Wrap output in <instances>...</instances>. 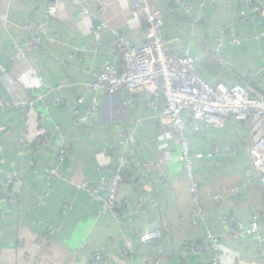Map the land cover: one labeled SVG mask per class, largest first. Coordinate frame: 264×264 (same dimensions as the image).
Returning a JSON list of instances; mask_svg holds the SVG:
<instances>
[{
	"label": "crops",
	"instance_id": "obj_1",
	"mask_svg": "<svg viewBox=\"0 0 264 264\" xmlns=\"http://www.w3.org/2000/svg\"><path fill=\"white\" fill-rule=\"evenodd\" d=\"M187 1L192 9L189 15L175 0H149L164 14L166 37L177 41L180 51H189L199 60L201 76L207 83H241L264 97V38H258L264 33V0H255L262 14L248 23L240 21L244 0H215L213 4L208 0ZM53 5V0H0V99H32L50 87L67 86L62 92L64 105H55L51 96L45 97L49 112L43 104L31 117L17 108L0 110V264H92L97 253L104 256V264H155L158 259L160 264H211V255H196L193 246L205 243L208 232L226 231L225 216H234L250 227L256 213L261 215L258 223L263 241L250 237L225 242L222 264H264V188L246 177L252 165L248 129L233 117L224 127L208 128L200 134L189 126L193 154H207L215 145L219 147L217 156L195 164L207 219L193 224L190 218L196 208L183 164L172 140L162 134V105L159 110L149 109L146 95L131 97L126 90L113 95L102 92L96 120L85 129L76 124L70 107L83 98L81 114L85 115L93 94L82 85L94 82L105 63L124 69L113 50L111 28L142 46L148 25L133 20L131 0H89L90 21L84 20L79 7L69 1L61 4L57 17L50 18L47 13ZM245 10L249 12L247 7ZM197 16H202L201 23L194 22ZM102 21L108 22L110 29L97 44L91 29ZM29 25L45 28L43 46L18 58L17 48L26 45ZM225 27L234 29L243 44L228 45L215 57L212 52ZM223 39L230 41L229 36ZM12 57L17 59L12 61ZM31 65H38L44 78L40 90L37 78L30 73ZM251 74L256 76L252 83L248 81ZM129 99L134 102L132 108L125 105ZM190 115L185 112L187 118ZM128 137L135 143H127ZM62 139L70 144L71 154L59 163ZM123 155L140 164L124 171L120 196L130 200V216L117 221L112 215H103V203L77 190L75 184L91 182L93 189H99L102 176L110 178ZM147 163L160 167L151 169L147 176ZM52 170L59 178L51 179L48 187ZM9 173L21 178L15 205L3 201ZM100 194L105 197L106 192L100 190ZM219 194L222 201L215 199ZM140 198L146 199L144 207L139 205ZM42 201L46 204L41 205ZM49 226L54 230L52 236L47 235ZM137 229L142 233L163 230L165 237L144 245L134 233ZM125 241L135 246L132 259L121 251ZM161 248L165 249L163 254Z\"/></svg>",
	"mask_w": 264,
	"mask_h": 264
},
{
	"label": "built area",
	"instance_id": "obj_2",
	"mask_svg": "<svg viewBox=\"0 0 264 264\" xmlns=\"http://www.w3.org/2000/svg\"><path fill=\"white\" fill-rule=\"evenodd\" d=\"M54 5L48 10V17H57L59 7L64 1H69L79 7L84 20H91L93 14L89 9V0H53ZM211 4L215 0H208ZM175 3L184 13L191 14L192 9L187 0H175ZM249 9V12L245 10ZM132 18L137 23L144 21L148 25V33L142 46L133 44L125 38L122 33L111 28L115 35L113 45L114 53L124 63V69L120 70L110 63L97 72L96 80L92 83L83 84V88L93 94L92 102L85 106V115L81 114V108L85 105V100L79 98L72 104L71 110L74 114L76 124L81 129H85L90 123L96 120V114L99 108L98 95L102 92L113 95L126 90L131 97L136 95H146V107L159 110L160 126L162 134L172 140L173 146L177 151L178 159L183 164L186 178L189 182V191L192 202L195 205V212L190 220L193 224L205 222L207 213L203 206L200 193V185L195 176V164L197 161L205 158H214L219 154V147L214 146L211 151L205 153H192L190 140L188 137L189 126L193 128L195 134H200L208 128L220 129L224 127L231 117L238 125L246 127L249 131L248 151L252 158V165L246 170V177L250 183H258L264 188V97L254 94L247 86L236 83L226 85L223 82L207 83L201 76L199 60L190 54L189 51H180L179 43L175 40H169L164 32L165 17L161 9L150 4L149 0H131ZM262 14V8L256 4L255 0H244L240 10V21L248 23ZM203 21L202 16L194 19L196 24ZM110 29L106 21L100 22L97 28L91 31L96 38V43L100 44L103 40L104 32ZM29 38L24 47H18L19 57L26 56L27 52L36 51L42 48L45 36V28L40 25L27 26ZM221 37L218 40L213 55L219 57L222 51L228 46L239 47L243 40L231 27H225L220 30ZM224 36H229L230 41L226 43ZM258 38H264L261 33ZM12 57L11 60H16ZM30 73L37 78V88H43L44 78L40 74L38 65H31ZM256 76H248L250 83L254 82ZM67 86L59 84L50 87L46 93H37L34 98L27 96L15 98L13 100L0 99V110L7 108H17L26 116L31 117L37 111L39 105L43 104L45 111H50V106L44 103L46 96H51L55 105H64L65 100L62 96L63 90ZM133 100L129 99L125 103L127 108L133 107ZM190 112V118L185 116V112ZM42 134V133H40ZM45 142H49L46 140ZM21 143H25V137ZM127 143L134 144L135 139L128 137ZM71 154V146L64 139L59 142L57 159L59 163H64ZM140 162L129 155H123L118 158L111 177L102 176L99 189H93L91 182L75 184L77 190L85 191L92 199L102 202V214L112 215L115 220L120 221L125 216H130L128 208L130 200L123 199L120 196V189L124 183V171L131 165L138 166ZM160 165L156 163L145 164L146 175L153 168L159 169ZM102 172V168L98 169ZM53 178H59L56 170L48 174V187ZM20 175L9 173L4 182L3 201L9 205L17 203V188L20 184ZM100 190L106 192L105 197L100 194ZM50 195V188L47 189V196ZM217 201L223 200V195L215 196ZM42 201L41 205H45ZM139 205L144 207L146 199L140 198ZM260 214L256 213L254 221L250 227L244 226L234 216H225L223 224L226 231L221 234L208 232L206 242L193 246V252L196 255H211V264H222L223 244L244 238L256 237L263 241L262 232L258 223ZM54 233L53 227H48V236ZM140 243L151 245L162 240L165 235L163 230L149 231L142 233L139 229L134 231ZM126 258L132 259L135 254V246L130 241H125L121 249ZM165 249H160L163 254ZM264 257V248L261 250ZM31 260V257H27ZM151 259H148V262ZM20 262H22L20 260ZM151 262V261H150ZM92 264H104L105 259L101 253H97L92 259ZM155 264H160V259L155 260Z\"/></svg>",
	"mask_w": 264,
	"mask_h": 264
}]
</instances>
